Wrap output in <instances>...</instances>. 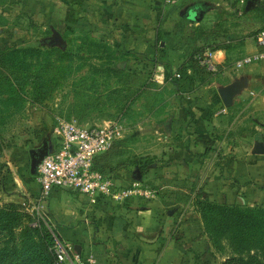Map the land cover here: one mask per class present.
I'll return each mask as SVG.
<instances>
[{"label":"rangeland","instance_id":"rangeland-1","mask_svg":"<svg viewBox=\"0 0 264 264\" xmlns=\"http://www.w3.org/2000/svg\"><path fill=\"white\" fill-rule=\"evenodd\" d=\"M24 1H0L7 5L0 6V50L29 47L43 53L37 59L29 58L33 61L29 70L17 77L0 78V205L7 202L6 192L16 190L15 181L26 188L20 180L30 175L28 149L48 145L59 122L93 126L108 121L121 125V137L93 158L94 167L111 175L117 184L124 185L123 181L146 187L155 199L178 195V203L163 207V211L171 209L175 217L173 230L164 231L165 239L177 249L174 263L221 264L229 253H235L231 238L212 242L203 232L194 204L196 195L188 203L186 193L168 188L170 175L154 169L168 150L167 138H172L167 135L168 120L181 96L186 98L194 85L212 79L223 87L229 84L228 76L198 69L190 54L220 47L226 65L232 67L234 59L251 50L253 34L264 26V0H207L201 9L191 6L194 0H173L168 8L159 0L158 10L155 0ZM178 2L186 5L185 10L193 8L198 13L197 24L190 26L194 40L176 69L183 76L175 79L168 66L161 64L165 59L160 54L167 41L165 26L175 27L171 35L176 30L186 35L182 25L189 20ZM54 33L61 43L53 41ZM89 40L104 43L109 50L96 52ZM185 41L181 38L183 44ZM257 75L259 80L252 89L264 93V71ZM12 77L18 79L15 91L9 84ZM243 111L246 114L248 109ZM260 115L264 118V110ZM136 169L141 171L139 179ZM69 194L80 197L77 192ZM246 206L264 207L256 203ZM40 213L39 221L45 226L48 217L54 219L46 205ZM29 215L34 223L35 214ZM50 226L54 227V221Z\"/></svg>","mask_w":264,"mask_h":264},{"label":"crops","instance_id":"crops-1","mask_svg":"<svg viewBox=\"0 0 264 264\" xmlns=\"http://www.w3.org/2000/svg\"><path fill=\"white\" fill-rule=\"evenodd\" d=\"M206 1L194 0L191 6L201 9ZM154 5L158 10L159 0H155ZM176 5L184 10V18H187L186 5L181 6L179 2ZM0 6L7 8L4 3ZM186 24L182 25L187 28L184 37L177 30L174 35L170 34L175 28L172 24L165 26L167 41L163 43L166 45L164 54H160L165 61L161 64L167 65L171 73L180 71L176 70L177 66L185 59L187 45L194 40L190 26L197 22L189 20ZM181 38L187 40L186 44ZM125 42L133 44L129 40ZM254 49L251 45L249 52L236 59ZM204 50L209 53L214 71L228 76L226 83L238 82L240 86L228 107H224L219 99L217 90L223 85L215 79L194 85L186 98L181 96L180 105L173 107L174 115L168 120L170 130L167 135L172 136L166 137L168 150L162 155L163 162L154 170L170 175L168 188L186 193L184 197L188 203L197 193L217 203L264 205V154L252 152L256 142L264 143V118L260 115L264 110V93L252 89L259 80L257 73L264 71V65L233 70V63L230 68L225 63L223 49ZM159 69L164 74V68ZM239 108L241 110L235 112ZM244 109H248L246 114ZM18 182L15 181V191L5 193L7 201L20 203L25 196L37 193L35 174L21 178L20 184L26 186L24 189ZM69 193L73 192L54 190L46 201V208L53 214L57 235L79 253L91 254L95 264H175L177 249L168 243L164 233L173 230L175 217L171 209L163 211V207L167 203H178V195L156 198L149 203L129 199L117 206L91 207L81 196L75 198Z\"/></svg>","mask_w":264,"mask_h":264},{"label":"built area","instance_id":"built-area-1","mask_svg":"<svg viewBox=\"0 0 264 264\" xmlns=\"http://www.w3.org/2000/svg\"><path fill=\"white\" fill-rule=\"evenodd\" d=\"M160 1L167 8L173 3V0ZM252 39L254 51L236 59L233 62L234 70L264 65V26L255 31ZM200 63L209 71L215 70V66L209 61L208 52L203 53ZM174 78L179 79L180 74L174 72ZM120 132L121 125L108 121L93 126L79 125L73 121L59 122L53 129L46 154L36 166L38 191L19 203L24 211L34 213L36 220H42L40 210L56 189L77 192L91 207L117 206L129 199L144 203L154 201L153 191L146 187L138 183L117 184L111 175L92 167L93 158L108 150L121 137ZM51 249L55 257L54 264H95V258L91 254L76 252L71 244L57 237H53Z\"/></svg>","mask_w":264,"mask_h":264},{"label":"trees","instance_id":"trees-1","mask_svg":"<svg viewBox=\"0 0 264 264\" xmlns=\"http://www.w3.org/2000/svg\"><path fill=\"white\" fill-rule=\"evenodd\" d=\"M89 43L96 46V52L109 50L104 43L90 40ZM204 51L192 53L190 58L198 69L212 73L200 63ZM41 53L43 51L29 47L0 50V78L17 77L22 70H29V62L33 61L28 59H37ZM13 77L9 84L15 91L18 79ZM24 78L27 80L28 76ZM92 167L103 172L93 163ZM194 204L202 230L209 240L216 242L231 238L235 243L236 252L229 253L221 264H264V207L217 203L200 197V194H196ZM29 216L19 202L7 201L0 205V264H54L51 245L53 237L59 238L54 227L50 226L54 219L48 217L49 222L45 226L39 219L33 224Z\"/></svg>","mask_w":264,"mask_h":264},{"label":"water","instance_id":"water-1","mask_svg":"<svg viewBox=\"0 0 264 264\" xmlns=\"http://www.w3.org/2000/svg\"><path fill=\"white\" fill-rule=\"evenodd\" d=\"M248 5V2L246 4V7ZM196 11L193 8L188 9L187 11V18L189 20H195L196 18ZM53 41L56 43H61L59 36L57 33H54L53 35ZM238 82H232L224 87H221L217 90L219 99L224 107H228L230 104L231 97L236 93L238 87ZM48 145L46 143H43L41 147L39 148H31L28 149V156H29V166H28V172L30 175L35 174L36 166L39 163V161L42 159V157L46 154ZM252 152L255 154H264V143L263 142H256L253 145ZM135 178L139 179V171L138 169L135 170ZM75 249V248H74ZM76 252H78L77 249H75Z\"/></svg>","mask_w":264,"mask_h":264}]
</instances>
